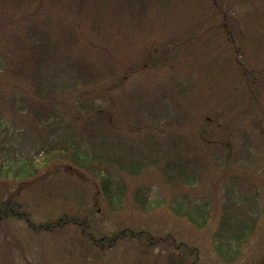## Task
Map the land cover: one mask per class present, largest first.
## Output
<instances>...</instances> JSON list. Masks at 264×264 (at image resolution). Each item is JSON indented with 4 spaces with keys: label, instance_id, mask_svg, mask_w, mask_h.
<instances>
[{
    "label": "trees",
    "instance_id": "1",
    "mask_svg": "<svg viewBox=\"0 0 264 264\" xmlns=\"http://www.w3.org/2000/svg\"><path fill=\"white\" fill-rule=\"evenodd\" d=\"M10 130L26 145L10 158L0 141V175L20 182H0V264H31L15 223L64 242L65 264H200L203 244L220 264H260L264 0H0ZM57 177L112 214L163 210L188 235L131 219L109 232L94 210L19 198ZM117 246L122 260H105Z\"/></svg>",
    "mask_w": 264,
    "mask_h": 264
},
{
    "label": "rangeland",
    "instance_id": "2",
    "mask_svg": "<svg viewBox=\"0 0 264 264\" xmlns=\"http://www.w3.org/2000/svg\"><path fill=\"white\" fill-rule=\"evenodd\" d=\"M44 137L45 135L42 134ZM23 137L18 136L17 133L13 132L9 134L0 135V141L3 142L2 146H8V152L11 153L8 155L10 158H17L20 154L13 152L10 149H19L20 147L25 146L23 144ZM47 137V136H45ZM37 149H41V140L33 141ZM32 144V142L30 143ZM40 145V146H39ZM32 155L35 152H30ZM25 155V154H24ZM31 155V156H32ZM34 163L38 164L39 172L43 171L41 169L42 164L41 160H36ZM5 174L0 175V182L5 183L4 186L8 191L15 189L18 185L19 179H14L12 174L7 170H3ZM18 188V187H17ZM3 189H5L3 187ZM2 191V189L0 188ZM93 190V189H92ZM0 191V195H1ZM82 193L78 192L75 189V186L68 182L65 179L57 177L56 179H48L43 181L32 182L31 186L24 189L20 192L19 198L22 199L26 204L29 205L34 211L38 213H43L45 211H56V212H71L77 210L78 207H81L86 210H94L96 212V224L100 227H104L107 231L112 232L115 230V226L120 222L127 224V219L133 220L137 224H147L151 230H161L165 233L167 231H176L179 233V236L183 238L187 237L188 225L184 222L175 221L169 215H167L163 210H159L154 214L149 216H140L137 214L129 213L124 209L123 212L112 214L110 213L106 206L101 202V199H98L95 203L89 201V197L83 198ZM28 210V209H26ZM37 223H43L42 218L35 219ZM121 223V224H122ZM144 225V224H143ZM13 228L17 229V234L20 235L23 239V242L26 245V258L31 264H65L64 261H70L71 258L67 255L68 246L66 247L63 242L61 245H57V241L52 237H41L40 239L29 238V234L25 229L23 224L15 223ZM71 233L68 232L65 236H70ZM60 242V241H58ZM202 254L200 256V264H220L216 261L215 255L209 249V246L203 244ZM110 257L105 260L120 261L123 256V249L120 246H117L114 249ZM107 255V256H108ZM63 262H62V261ZM111 264V263H108ZM260 264H264V257L261 260Z\"/></svg>",
    "mask_w": 264,
    "mask_h": 264
}]
</instances>
